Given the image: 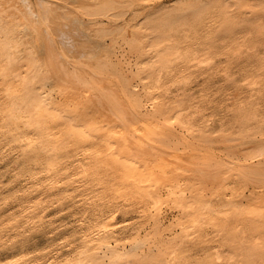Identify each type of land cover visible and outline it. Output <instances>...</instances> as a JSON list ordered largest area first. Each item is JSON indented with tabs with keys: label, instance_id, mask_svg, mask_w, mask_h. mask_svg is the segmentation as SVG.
Instances as JSON below:
<instances>
[{
	"label": "bare ground",
	"instance_id": "obj_1",
	"mask_svg": "<svg viewBox=\"0 0 264 264\" xmlns=\"http://www.w3.org/2000/svg\"><path fill=\"white\" fill-rule=\"evenodd\" d=\"M0 264H264V0H0Z\"/></svg>",
	"mask_w": 264,
	"mask_h": 264
}]
</instances>
